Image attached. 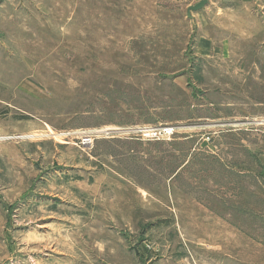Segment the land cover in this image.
I'll use <instances>...</instances> for the list:
<instances>
[{"label": "rangeland", "instance_id": "1", "mask_svg": "<svg viewBox=\"0 0 264 264\" xmlns=\"http://www.w3.org/2000/svg\"><path fill=\"white\" fill-rule=\"evenodd\" d=\"M198 1L0 0V264H264V0Z\"/></svg>", "mask_w": 264, "mask_h": 264}, {"label": "built area", "instance_id": "2", "mask_svg": "<svg viewBox=\"0 0 264 264\" xmlns=\"http://www.w3.org/2000/svg\"><path fill=\"white\" fill-rule=\"evenodd\" d=\"M138 132H140L144 137L152 138H160V137H169L172 135L174 128L172 126H156V127H139L137 128ZM91 132L82 133L81 140L83 144H88L92 141Z\"/></svg>", "mask_w": 264, "mask_h": 264}, {"label": "water", "instance_id": "3", "mask_svg": "<svg viewBox=\"0 0 264 264\" xmlns=\"http://www.w3.org/2000/svg\"><path fill=\"white\" fill-rule=\"evenodd\" d=\"M207 3H208V0H199L195 4L189 5L186 11V15L192 19L191 13L202 9ZM186 126H189V125H183V127H186Z\"/></svg>", "mask_w": 264, "mask_h": 264}, {"label": "bare ground", "instance_id": "4", "mask_svg": "<svg viewBox=\"0 0 264 264\" xmlns=\"http://www.w3.org/2000/svg\"><path fill=\"white\" fill-rule=\"evenodd\" d=\"M103 131V130H102ZM104 132V131H103ZM110 132V131H109ZM106 133V132H105Z\"/></svg>", "mask_w": 264, "mask_h": 264}]
</instances>
